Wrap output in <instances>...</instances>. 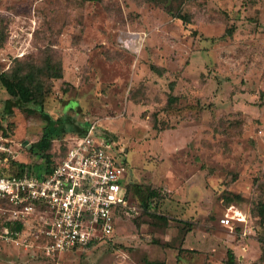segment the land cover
Returning a JSON list of instances; mask_svg holds the SVG:
<instances>
[{"label":"rangeland","instance_id":"rangeland-1","mask_svg":"<svg viewBox=\"0 0 264 264\" xmlns=\"http://www.w3.org/2000/svg\"><path fill=\"white\" fill-rule=\"evenodd\" d=\"M50 61L62 77L44 79L49 120L6 102L0 83L17 162L38 174L29 144L44 135L56 160L95 123L132 203L158 196L100 242L51 257L0 243V264H228V251L264 264V0H0V75ZM229 206L254 230L223 226Z\"/></svg>","mask_w":264,"mask_h":264},{"label":"built area","instance_id":"built-area-1","mask_svg":"<svg viewBox=\"0 0 264 264\" xmlns=\"http://www.w3.org/2000/svg\"><path fill=\"white\" fill-rule=\"evenodd\" d=\"M14 150L0 137V243L38 248L51 257L88 247L112 235L121 213L140 208L127 195V168L95 123L77 135L47 173L13 172ZM223 226H247L246 214L229 206Z\"/></svg>","mask_w":264,"mask_h":264},{"label":"trees","instance_id":"trees-1","mask_svg":"<svg viewBox=\"0 0 264 264\" xmlns=\"http://www.w3.org/2000/svg\"><path fill=\"white\" fill-rule=\"evenodd\" d=\"M180 18L184 19L183 16ZM230 30H227L229 33ZM61 66L58 62L52 63L46 62L44 67H39L36 65H28L27 69L24 67L15 68L8 72H3L0 75V83L6 93L9 95V98L6 102H16L21 109L27 110L28 112H33L32 109H38L40 114L47 120L49 117L44 112L42 108V101L44 98L45 88H44V79L45 78H61ZM173 87V84L170 83V88ZM172 97L169 98V102L171 101ZM88 124H85L84 127L79 128L75 134L81 135L85 129L87 128ZM63 129V128H62ZM2 128L0 126V132ZM2 133V134H1ZM0 133V137H4L3 132ZM49 137V136H48ZM10 140H7L9 143ZM36 145L38 148L39 156L38 159L40 160L39 166V173L38 174H47L63 157L66 151V146L64 145L61 152L59 153L56 160H52L51 154L46 152L50 148L51 140L49 138H45L43 135V139L32 143ZM13 172L15 173H24V172H32V166L30 164L24 162H13ZM137 186V190H139ZM131 183L128 181L126 182V189L127 195L132 201L131 198ZM146 195L140 198V202H138V206H143L144 208L148 207V202L151 200L152 197L158 196V193L154 189L145 188ZM261 214L264 213V202L260 204ZM107 238V237H106ZM227 263L228 264H235L234 262V255L231 251L227 253Z\"/></svg>","mask_w":264,"mask_h":264},{"label":"water","instance_id":"water-1","mask_svg":"<svg viewBox=\"0 0 264 264\" xmlns=\"http://www.w3.org/2000/svg\"><path fill=\"white\" fill-rule=\"evenodd\" d=\"M25 144H27V142H24L23 143V145H25ZM30 147H31V144L28 145V148H30Z\"/></svg>","mask_w":264,"mask_h":264}]
</instances>
